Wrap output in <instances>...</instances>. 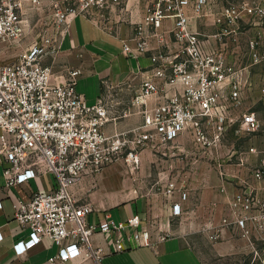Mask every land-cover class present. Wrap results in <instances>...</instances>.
I'll list each match as a JSON object with an SVG mask.
<instances>
[{"label":"built area","instance_id":"2783aa9c","mask_svg":"<svg viewBox=\"0 0 264 264\" xmlns=\"http://www.w3.org/2000/svg\"><path fill=\"white\" fill-rule=\"evenodd\" d=\"M224 1L156 0L147 10L138 26L135 48L124 44V51L137 56L149 50L144 26H152L154 36L164 45L165 36L158 30L165 18L174 19L171 34L176 49L152 56L151 74L142 80L132 101V106L140 108L144 123L140 132L128 139L105 133L104 126L115 119L112 100L103 96L95 104H87L77 90L81 68L68 69L61 82L53 67L43 63L45 57L60 52L77 17H92L95 12L121 6L125 0H0V43H19L39 23L42 26L16 60L0 63V157L5 163V184L11 187L43 175L54 178L52 189L36 191L15 206V219L30 230L27 239L14 245L17 255L49 239L58 247L50 258L53 264H103L105 250L95 240L97 234L116 252L129 245L157 251L171 234L160 221L143 223L140 214L116 220L106 211L102 220L90 222L95 208L88 202L79 203L72 187L84 177L97 175L123 154L134 172L139 169L143 149L165 145L184 131H190L208 152L218 146L233 123L238 122L240 130L247 133L260 130L254 112H244L239 118L233 114L251 86L250 67L264 63L261 34L248 40L250 64L238 66L229 61L224 48L208 46L190 27L192 16L209 14L220 28L216 36L221 37L236 32L241 21H264V1L230 5ZM33 11L44 12L46 17L34 22ZM130 113L127 110L123 116ZM244 162L241 159L240 163ZM250 173L256 186L234 193L229 215L222 218L220 226L212 222L206 227L214 229L211 239H218L223 228L232 227L252 248L257 242L264 246V158ZM175 189L176 184L170 182L162 193L170 198ZM181 196L186 200L187 193ZM183 212L180 203L172 206V216ZM129 228L134 230L126 238ZM251 264H264V255L255 252Z\"/></svg>","mask_w":264,"mask_h":264},{"label":"crops","instance_id":"0c3cea01","mask_svg":"<svg viewBox=\"0 0 264 264\" xmlns=\"http://www.w3.org/2000/svg\"><path fill=\"white\" fill-rule=\"evenodd\" d=\"M155 1L125 0L121 6L95 12L92 17H77L60 52L43 60L44 64L53 67L61 82L68 69L81 68L83 73L77 90L84 95L87 104L93 105L103 96L112 100L111 115L115 119L104 126L107 135L132 139L140 132L144 117L139 107L132 106L136 91L142 80L151 74L152 56L169 54L176 49L171 34L174 19L165 18L158 30L165 36L164 45L154 36L152 26H144L143 33L149 36V50L137 56L124 51V44L135 48L138 26ZM212 10L216 11L217 7ZM189 14L192 16L190 10ZM258 26L253 24L262 31L263 28ZM190 27L207 40L208 46L224 48L231 63L238 66L250 64L248 42L240 25L236 26V32L217 37L220 28L213 24V18L208 14L198 18L192 16ZM21 50L9 48L6 42H1L0 63L16 60ZM250 71L251 86L233 116L239 118L244 112H254L261 123L260 130L247 133L240 130L238 122L233 123L218 146L208 152L196 143L190 131H184L165 145L143 149L138 170L130 171L123 154L121 159L97 175L84 177L72 187L79 203L88 202L95 208L90 222L102 220L106 211L116 220L140 214L143 223L160 221L170 230L171 234L159 244L157 251L129 245L125 251L116 252L110 242H104L97 234L94 238L105 250L103 264H206V255L196 243L199 238L209 241L220 257L248 248L258 253L264 251L260 242L252 248L232 227L223 228L216 240L210 238L214 229L206 228L212 222L220 226L222 218L229 215V200L234 193L256 186L250 172L264 158V63L251 66ZM152 106L153 102H149L148 107ZM127 110L131 113L123 116ZM208 131L212 133V128ZM241 159L245 160L244 164L240 163ZM4 167L0 157V232L3 235L0 264H53L50 258L57 254L58 247L49 239L22 255L16 254L14 245L27 239L30 230L21 226L14 214L19 200L29 199L36 191L52 189L54 178L43 175L7 187ZM170 182L176 184V189L173 196L167 198L162 190ZM182 193H187L186 200H182ZM176 203H180L184 210L180 216L171 215ZM133 230L127 229L125 237Z\"/></svg>","mask_w":264,"mask_h":264},{"label":"rangeland","instance_id":"374dc122","mask_svg":"<svg viewBox=\"0 0 264 264\" xmlns=\"http://www.w3.org/2000/svg\"><path fill=\"white\" fill-rule=\"evenodd\" d=\"M264 0H225L224 5H230V4H241L243 2H250L252 4L260 3ZM32 18L35 19L34 22H37L40 17L41 19H44L46 17V13L38 14L36 11L31 12ZM259 24L262 27V31L260 29H257L253 27V24ZM241 29L243 28V37L245 40L254 38L259 33L261 34V47L264 49V21L259 20H253L249 23L247 21H241L239 23ZM251 25V26H250ZM34 27V26H33ZM42 30V26L40 23L34 27L31 31L28 32V34L19 42L12 45H8L9 48H14L16 50L22 49V47L26 46L30 42L36 38V35L38 34V30ZM264 114V113H263ZM198 245L201 246L202 250L204 251L206 255V264H251L254 261L255 258V252L253 250H238L233 254L230 255H224L222 257L217 256L214 250L211 248V243L209 241L204 240L203 238H199L197 240ZM261 248V247H258ZM260 255H264V251L262 250V253H259Z\"/></svg>","mask_w":264,"mask_h":264}]
</instances>
